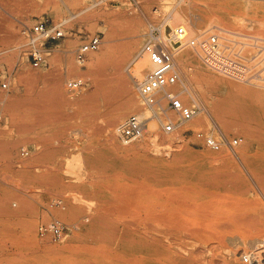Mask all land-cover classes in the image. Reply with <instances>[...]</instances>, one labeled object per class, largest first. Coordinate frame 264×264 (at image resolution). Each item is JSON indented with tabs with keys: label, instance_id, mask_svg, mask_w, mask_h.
Segmentation results:
<instances>
[{
	"label": "rangeland",
	"instance_id": "1",
	"mask_svg": "<svg viewBox=\"0 0 264 264\" xmlns=\"http://www.w3.org/2000/svg\"><path fill=\"white\" fill-rule=\"evenodd\" d=\"M166 1L136 0L137 4L132 5L127 0H84V6H64L60 0H0V78L6 76L10 83L9 92L0 90V122H3L0 125V264H102L99 253L87 252L85 244L89 221L96 216V210L102 202L115 207L119 192L130 195V184L133 182L146 181L148 178L149 183L156 184V189H163L162 178L157 179L158 174L165 168L176 172L169 179L176 176L184 180L182 199L186 203H183V207L200 205L210 200L214 205L216 221L222 225L220 235L224 237L223 240L216 241L213 237H219L214 234L212 238L208 236L202 237L200 241L191 240L206 250L201 255L194 254L195 264H215L216 260L224 264L222 261L227 259H233L235 264H242L239 258L234 259L227 255L234 248L247 250L246 252L253 248L249 249L240 241L226 247V239L237 235L264 239V104L233 97L229 93L230 88L225 86H199L193 77H188L199 98L197 101L200 106H205L210 116L199 110L194 120L186 122V130L189 131L181 133L182 147L169 150L159 146L158 152L154 151L151 144L145 141L148 134H156L158 139L170 135L162 133L161 123L156 119L146 120L147 132L145 131L143 140L130 146L136 148L138 144L147 143L144 145L145 149L141 147L130 150V147L123 145L114 135L116 125L111 130L112 145L107 142L109 137L99 129L118 95L113 88L108 93H113L115 98L106 99L103 86L100 87L99 83L110 73L111 66L123 56L125 44L137 40L136 52L125 63L123 70V77L131 78V69L141 60L140 50L145 42L148 24L160 26L167 33L172 32L169 16L174 9L184 10L182 22L188 25L191 36L207 30V26H194L193 23H198L201 19H211L214 15L215 26L219 28H229L230 31L238 30L242 35L252 34L264 38V0ZM53 3H58L59 6H54ZM228 3L231 4V9L223 11L218 21L213 9ZM239 4L247 5L248 9H242ZM54 8L60 14L54 13ZM135 14L142 26H136L130 21ZM230 14L241 18L242 22L226 23ZM38 22H44L48 27L61 26L65 37L56 43H47L45 64L35 69L29 64L30 43H26L30 42L31 28ZM176 27L178 26L175 25ZM110 29L116 44L115 51L98 67L97 75H92L85 67L91 54L87 55L83 67H80L75 62L74 52L82 43L99 35L101 45L96 52L99 53L106 32ZM68 46L73 50L68 55L73 63L69 79L83 76L88 84L77 99H69L65 93V83L69 79L64 78L62 89L69 103L55 104L50 99L52 79L62 74L64 63L60 60L51 63L50 57L53 54L62 55L63 50H69ZM184 52L192 53L195 59V66L191 64L192 66L187 67L193 68L190 76L199 69L226 83L264 91L262 88L235 82L217 74L205 67L189 48L182 50L176 57V64L181 72L184 70L178 61ZM29 75L34 77L32 80L35 83L28 86L26 81L25 84L19 78ZM132 88L137 98L136 86L133 85ZM84 94H89L92 98L88 104H84V101L78 102ZM132 114L149 116V112L142 109L139 101L135 102L134 109L124 119ZM177 121L176 118L174 122ZM156 126L158 131H155ZM199 130L214 135L221 132L228 139L241 138L242 142L234 152L227 149L214 152L194 137L193 132ZM152 145L158 146V143ZM30 146L33 151L28 157H21V149L27 150ZM32 166L41 169L36 170ZM151 172L155 175L149 180L148 174ZM165 197L160 198V201L168 205L171 201ZM58 200L64 209L59 207L62 210H58L59 208L52 206ZM88 218L89 221L86 220ZM53 219L60 220L67 229L64 239L59 243L41 240L36 234L40 223ZM74 223L80 227L78 231L72 228ZM260 226L262 230H256ZM26 234L32 238L31 242L26 241Z\"/></svg>",
	"mask_w": 264,
	"mask_h": 264
},
{
	"label": "bare ground",
	"instance_id": "2",
	"mask_svg": "<svg viewBox=\"0 0 264 264\" xmlns=\"http://www.w3.org/2000/svg\"><path fill=\"white\" fill-rule=\"evenodd\" d=\"M83 1L84 0H60L62 5H64V6H66V5L84 6ZM143 1H145V0H143ZM164 1H166V0H164ZM174 1H176V0H174ZM159 3H161V2H159ZM57 4L58 3H53L54 6H59ZM138 4H139V2H138ZM162 4H163V2H162ZM166 4H169V3H166ZM169 5L171 6V2ZM239 5L244 10L248 9L247 5H245V6L242 4H239ZM173 6L171 8H173ZM230 6H231V4L228 3L225 5H220V6L213 9V12L217 16L216 18L218 21L220 20L221 13L227 9H231ZM88 8H90V7H88ZM138 9H139V5H138ZM54 10H55V11H53L54 13L60 14L59 11H57L55 8H54ZM139 12H141V11H139ZM152 14H155V12L154 13L152 12ZM184 14H185V12L183 9H177V8L174 9L173 11H171L170 16H169V14H167L171 20V23H172L171 27L173 30L171 33H173L176 28H183L186 31V33L188 34V36L189 35L191 36V34H189L190 32H188L189 31V29L187 27L188 25L183 24V22H182ZM70 15L73 16L74 14L70 13ZM145 16H146V13H145ZM213 16L211 19H201L200 22L193 23V25L194 26H207V30L212 29V28L216 27L215 26L216 21L214 20ZM240 19L238 17H235L234 15L230 14L227 17L226 23L230 22L232 24H237L239 21L242 22L241 21L242 19L241 20ZM130 21L133 24H135L136 26H142V23H141L137 14H135L132 18H130ZM164 22L166 23V21H164ZM175 25L178 27L175 28ZM258 25H260V24H258ZM88 27H89V25H88ZM227 29L230 30L229 28H227ZM224 30H226V29H224ZM237 31L235 30V32H237ZM112 33L113 32L111 29L108 32H106V36L104 38V41H103V44L101 46L99 53H96L97 51H95V52H91L88 54V55L91 54V57L86 62L85 67H86L87 71H89L92 75H95V74L97 75L98 67L101 66L102 62L109 59L110 56L113 55V53L115 51L116 44L114 42ZM243 35H245V34H243ZM245 36L249 37L252 41L253 40L254 41L255 40H263L264 41V38L260 37V36H254L252 34L251 35H245ZM25 39L23 38V40H25ZM29 43L30 42L27 41L26 44L28 45ZM67 43H68V41H67ZM73 43H75V41ZM254 43H256V42H254ZM137 44H138L137 40L129 41L125 44V51L123 53V56L121 57V59H119V61H117L116 64L111 66V68L109 69L110 73L105 75L103 81L99 83L100 87L103 86V89H102L103 94H104L105 98L108 100L115 98L114 97L115 95L113 93H108L109 90L115 88L118 92V95L116 96V102L113 103L114 105L111 104L112 108L110 109V113L108 114L105 122L102 125H100L101 127H99L100 131L109 137V138H107V142L110 145L113 144V139H112V134H111L112 128L114 127V125L117 126L120 123V121H122V119H124V117H126V115H128L130 113V111H132L134 109L135 102L136 101L138 102L136 95L133 93L134 88H132V86L133 85L137 86L138 82H140L142 80L145 73L147 72L146 69L151 68L150 63L147 60V58L140 56L141 60L137 61L136 64H134L135 66L131 69V72H130L131 78L129 77V79H128V78L123 77L124 65L130 59V57H132V55H134V53L136 52ZM247 44L249 46L253 43H247ZM70 47L71 46H68L69 50H67V49L63 50L62 55H54L53 54L50 57L51 63L59 61V60L64 63L63 64L64 67L62 68V70H63L62 74H59L52 79V84H51L52 88H51L50 99L55 104L69 103L68 100L66 99L65 95H64V91L62 89V84L64 82V78L69 79L71 72L73 71V65H72L73 63L70 62L71 58L68 59V55L73 52L72 48L70 49ZM191 54L189 52H184L179 57L178 63L186 73L184 71L181 72L182 70H180V68L178 67V64H176L178 71H179V74L181 76V81H182L181 82L182 87H180V86L178 87L179 97H180V99L184 105L193 106V107L196 106V107H198V109L200 111L203 110L202 114H206V116L209 115L207 110L205 109V106L204 107L200 106L199 102L197 101V100H199V98H198L197 94L194 92L193 88L191 87V84L189 81L190 78L188 79V77H193V79L195 80V82L199 86H200V84L225 86L228 89L230 88L229 93L233 97L241 98V99H247V100H253V101H256L258 103L264 104V91H255V90H252L248 87H244V86H240V85H234L230 82L226 83L222 79H220V78H218L212 74H208L205 71H202L199 69H196L195 74L193 76H190L191 74H189V73L191 72V70L193 68L188 69L187 67L191 64H194V66H195V63H194L195 59H194L193 55H191ZM256 54H258V52ZM74 55H75V52H74ZM197 58L199 59L198 56H197ZM115 59H117V58H115ZM135 59H136V57H135ZM185 69H187V71ZM33 78L34 77L29 75V76H25V78L22 77V79L21 78H19V79L23 82L26 81L28 86H29L30 84L33 83V81H34V80H32ZM69 80H66V83ZM229 80H231V79H229ZM97 81L98 80H95V83ZM26 82H24V83L26 84ZM235 82L243 83L240 81H235ZM16 83H17V81H16ZM66 83H65V93L67 94V97H69V99H73V98L78 97L80 94H78L76 96H70L69 95V93L66 90ZM13 84H15V83H13ZM243 84L255 86L257 88H262L264 90V85H261L260 83H256V82L251 81L250 83H243ZM116 90H114V91H116ZM197 92H199V91L197 90ZM91 99L92 98L89 94H84V95H82V98H80L78 100V102L84 101V104H88V102ZM200 103H202V102H200ZM142 109H143V107H142ZM220 113L222 114V112H220ZM144 114H138V115L142 119H144L145 121L146 120L148 121L149 116H144ZM173 114L174 113H171V112L166 113L164 116H162L160 118L159 122L160 123H163L165 121L174 122V120L177 117L174 116L175 114L174 115ZM227 114H229V113H227ZM145 117H147V118H145ZM195 118L196 117H194L192 120H194ZM198 118L201 119V117H198ZM210 119H211V117H210ZM236 119H237V117H236ZM206 120H208V119H206ZM212 120H213V118H212ZM174 123H177L176 130L173 133H170V135H168V137H163V138L158 139L156 134H153L152 136H150V134H148L149 136L145 139V141H147V143L151 144V146L154 148V151L156 153L158 152L159 146L167 147L169 150H172L173 148L178 149V148L182 147L180 136H181V133L186 130L187 123L186 122H178V121L174 122ZM150 124L152 125V123H150ZM153 124H156V123H153ZM115 127H114V129H115ZM156 128H157V126H156ZM150 131H151V129H150ZM155 131H158V128ZM114 135H115V133H114ZM141 140H143V138ZM141 140H139L137 142H140ZM155 142L158 143V146L152 145V143H155ZM134 143H136V142H134ZM134 143H131V144L125 145V146L130 147ZM147 143L138 144V145H136V146H138L136 148L144 147V145ZM134 147L135 146L130 147V150H135L136 148H134ZM115 148H117V147H115ZM144 149H145V147H144ZM127 150H129V149H127ZM156 153H155V155H156ZM129 158H130V156H129ZM115 159H117V158H115ZM20 163L22 164V162H20ZM153 174H154L153 172L148 174L150 177L149 180L152 179ZM172 174L175 175L176 172H174L173 169H171V168H165L158 174L159 179H157V180H160L162 178L163 183H164L163 189H156L155 188L156 184H153L152 182L149 183L147 181V179H148L147 178L146 181H140V182H135V183L133 182V184H130V191H131V193H129L130 195L125 194L123 191H122V193L119 192V196L117 195L118 199H117L115 207H110L111 204L109 206L106 202H102L100 204V206L98 207V209L96 210V216H93L90 221H89V218L86 219L87 221H89V226L87 229V240L85 243L86 244V251L87 252H90V251L98 252L99 256L101 258L100 260H101L102 264H195L194 254L201 255L206 250L199 247V245L197 246L195 243H192L193 241H200V239L202 237H208V236H211V238H212L213 234H214V236L218 235V237H219V238L213 237L214 239L216 238L215 239L216 241H218L217 239H219V241L223 240L224 237L222 235H220L221 230H222L221 229L222 225H221V222L216 221V218H215L216 213H215V210L213 207L214 205H212V201L208 200L207 202H204L203 204H200V205L192 204L191 207L184 208L183 203H186L182 199V185H184V183H182V182L184 180L178 179L176 176L173 177V179L172 178L169 179L170 175H172ZM215 177H217V176H215ZM167 179H169V180L167 182H165ZM141 180H142V178H141ZM131 188L134 189V191H132ZM107 190H108V188H107ZM165 195L167 197H165ZM163 196L165 198H168L171 201L168 205L164 204L162 201H160L161 200L160 198H162ZM209 196H212V194ZM163 200H165V199H163ZM182 200H183V202H182ZM59 201L60 200L56 201L55 203H59ZM88 204H86L87 208H88ZM61 208L64 209V206L62 205ZM61 208H59V209L57 208V209L60 210ZM58 212L63 213L61 211H58ZM63 216H64V214H63ZM53 217H55V216H53ZM60 217H61V215H60ZM66 217H68V215ZM61 219H63V218H61ZM236 219H239V218H236ZM229 220L230 219H228V221ZM239 221H240V219H239ZM242 222H244V221H242ZM226 224H228V222H226ZM228 225H230V224H228ZM71 226H73V225H71ZM72 228H74L75 231H78L80 229V227L76 224ZM27 229H30V228H27ZM256 230L261 231L262 226H260L259 229H256ZM29 232H31V231H29ZM258 238H250L247 236L243 237V236H239V235H237L235 237H228L226 239L227 240V244H226L227 246L225 244H223V246L229 247V246L235 245L238 241H240L244 246L247 245V247L249 249L253 248V250H250V251L248 250L249 252H246L247 250L234 248L233 250L230 249L231 252L228 255L227 254L226 255L229 257H232L234 259L239 258V260L241 261L243 254H250V256H252V258L254 260L253 264H264V239H262V237H261V239H258ZM25 239L27 242L32 241V238H30L29 234L25 235ZM191 240H192V242H191ZM261 244H263V245H261ZM260 246H262V247L260 248ZM242 250H243V254L241 253ZM212 257H213V255H212ZM198 261H199V259H198ZM222 262L224 264H235L236 261H233V259L232 260L227 259V260H224ZM220 263H221L220 260H216V262H215V264H220ZM204 264H206V263H204Z\"/></svg>",
	"mask_w": 264,
	"mask_h": 264
},
{
	"label": "built area",
	"instance_id": "3",
	"mask_svg": "<svg viewBox=\"0 0 264 264\" xmlns=\"http://www.w3.org/2000/svg\"><path fill=\"white\" fill-rule=\"evenodd\" d=\"M136 5V0H127ZM29 64L32 68H39L45 64V49L47 43H56L65 37L61 26L48 27L44 22H38L30 30ZM145 42L140 50V56L147 58L151 68L136 86V94L141 106L149 112V119L160 120L166 113H174L178 122H189L199 112L196 106H186L179 97L178 87H182L176 57L185 48L191 49L201 63L217 74L234 81L250 83L251 81L264 85V41L251 40L249 37L235 31L214 27L202 33L188 36L183 28H176L173 33H167L160 26L149 23ZM256 42V43H254ZM247 43H253L248 46ZM101 38L99 35L91 37L75 50L76 63L83 67L87 55L99 49ZM255 54H250V52ZM88 82L83 76L71 78L66 83V90L70 96L78 95ZM0 90L10 91L9 79L0 78ZM177 123L165 121L161 123V130L165 134L173 133ZM146 131V121L138 114H132L119 123L114 133L124 145L141 140ZM185 130L182 133H187ZM194 137L202 144L219 152L227 149L234 152L241 142V138L228 139L221 132L217 135L199 130L193 132ZM29 152L21 149L20 156L28 157ZM62 207L61 201L52 204ZM66 226L57 219L47 223H40L37 227V237L53 243L61 242L66 234ZM263 245V244H261ZM262 246H260L261 248ZM262 250V249H261ZM242 264H253L250 254L242 255Z\"/></svg>",
	"mask_w": 264,
	"mask_h": 264
},
{
	"label": "crops",
	"instance_id": "4",
	"mask_svg": "<svg viewBox=\"0 0 264 264\" xmlns=\"http://www.w3.org/2000/svg\"><path fill=\"white\" fill-rule=\"evenodd\" d=\"M1 110L2 108H0V113H1ZM3 122H0V125H2ZM27 151L30 153L33 151V147L30 146V148L27 149ZM33 169H36V170H40L41 168L40 167H37V166H32Z\"/></svg>",
	"mask_w": 264,
	"mask_h": 264
}]
</instances>
